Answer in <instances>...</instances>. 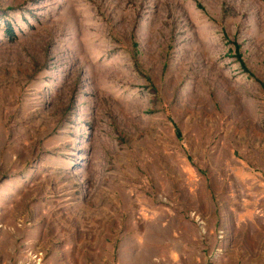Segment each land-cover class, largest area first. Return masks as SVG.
I'll return each instance as SVG.
<instances>
[{
  "label": "rangeland",
  "instance_id": "1",
  "mask_svg": "<svg viewBox=\"0 0 264 264\" xmlns=\"http://www.w3.org/2000/svg\"><path fill=\"white\" fill-rule=\"evenodd\" d=\"M0 264H264V0H0Z\"/></svg>",
  "mask_w": 264,
  "mask_h": 264
},
{
  "label": "trees",
  "instance_id": "2",
  "mask_svg": "<svg viewBox=\"0 0 264 264\" xmlns=\"http://www.w3.org/2000/svg\"><path fill=\"white\" fill-rule=\"evenodd\" d=\"M9 35H12V33H11V31H10V33H8Z\"/></svg>",
  "mask_w": 264,
  "mask_h": 264
}]
</instances>
